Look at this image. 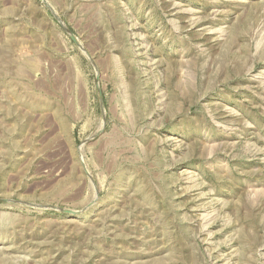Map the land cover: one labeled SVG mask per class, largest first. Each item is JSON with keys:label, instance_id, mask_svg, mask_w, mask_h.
<instances>
[{"label": "rangeland", "instance_id": "1", "mask_svg": "<svg viewBox=\"0 0 264 264\" xmlns=\"http://www.w3.org/2000/svg\"><path fill=\"white\" fill-rule=\"evenodd\" d=\"M0 264H264V0H0Z\"/></svg>", "mask_w": 264, "mask_h": 264}]
</instances>
